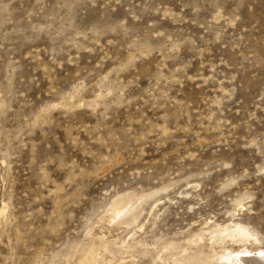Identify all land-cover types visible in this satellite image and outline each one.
Returning <instances> with one entry per match:
<instances>
[{"label": "rangeland", "instance_id": "1", "mask_svg": "<svg viewBox=\"0 0 264 264\" xmlns=\"http://www.w3.org/2000/svg\"><path fill=\"white\" fill-rule=\"evenodd\" d=\"M237 225L256 240L215 235ZM243 249L264 251V0H0V264Z\"/></svg>", "mask_w": 264, "mask_h": 264}, {"label": "bare ground", "instance_id": "2", "mask_svg": "<svg viewBox=\"0 0 264 264\" xmlns=\"http://www.w3.org/2000/svg\"><path fill=\"white\" fill-rule=\"evenodd\" d=\"M121 203L122 200H118L110 210V213L112 215H119V213H121ZM123 212V211H122ZM129 212V211H128ZM127 212V214H128ZM125 214V213H124ZM123 216V215H122ZM115 217V216H114ZM121 217V216H120ZM109 220V219H108ZM218 228V227H217ZM246 228L241 227L240 225L235 226V227H223V228H218L217 230H215V235L218 237L219 240L225 239V238H231V239H237L239 240V242H243L244 241H250V239L243 234V230ZM214 230V229H213ZM212 234H214V232H212ZM212 235V236H215ZM216 238V237H215ZM217 239V238H216ZM221 241V242H222ZM234 241V240H233ZM248 241V242H249ZM216 242V241H215ZM224 242V241H223ZM240 242V243H241ZM246 242V243H248ZM220 243V242H219ZM216 253V252H215ZM251 252L247 251L246 249L241 250L240 252H237V254H234L233 252H228L225 255H223V257L221 258V262L220 264H264V257H261L258 254L255 255H251ZM91 254V252H90ZM87 256V255H86ZM89 256V255H88ZM87 256V257H88ZM199 258V257H198ZM196 258V259H198ZM210 258V257H209ZM92 259L93 255H92ZM206 259V258H205ZM86 261V260H85ZM90 261V260H89ZM204 261V260H203ZM207 261V260H206ZM90 263V262H89ZM194 263V262H193ZM203 263V262H202ZM205 263V262H204ZM203 263V264H204ZM83 264H88V263H83ZM208 264V263H207Z\"/></svg>", "mask_w": 264, "mask_h": 264}, {"label": "snow or ice", "instance_id": "3", "mask_svg": "<svg viewBox=\"0 0 264 264\" xmlns=\"http://www.w3.org/2000/svg\"><path fill=\"white\" fill-rule=\"evenodd\" d=\"M243 234H245L251 240H256V234L250 233L247 229L243 230ZM257 254L260 255L261 257H264V251H260Z\"/></svg>", "mask_w": 264, "mask_h": 264}]
</instances>
